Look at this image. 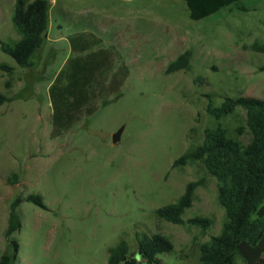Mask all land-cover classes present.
Segmentation results:
<instances>
[{
    "label": "rangeland",
    "instance_id": "1",
    "mask_svg": "<svg viewBox=\"0 0 264 264\" xmlns=\"http://www.w3.org/2000/svg\"><path fill=\"white\" fill-rule=\"evenodd\" d=\"M45 1L49 27L34 66L20 69L0 51V65L14 70L11 76L0 70V95L9 99L0 107V257L9 206L18 196L38 195L46 210L19 206L21 228L9 238L17 245L13 264H106L120 241L132 262L138 235L172 243L161 264H199V246L218 236L226 219L217 182L202 162L171 165L218 125L231 139L251 142L243 110L217 121L206 107L224 98L264 101V0H241L200 22L189 19L181 0ZM14 4L0 0V45L20 39L11 23ZM82 31L117 47L130 77L95 115L51 140L48 87L71 57L66 37ZM185 51L190 70L165 75ZM200 181L183 218L210 220L208 229L156 221L158 208Z\"/></svg>",
    "mask_w": 264,
    "mask_h": 264
},
{
    "label": "trees",
    "instance_id": "2",
    "mask_svg": "<svg viewBox=\"0 0 264 264\" xmlns=\"http://www.w3.org/2000/svg\"><path fill=\"white\" fill-rule=\"evenodd\" d=\"M192 22L206 20L236 6L241 0H181ZM11 23L20 39L1 44L2 54L10 57L20 69L32 68L33 56L46 41L49 27V4L45 0H15ZM66 41L71 53L53 82L48 87L51 108V140L58 139L77 124L95 115L101 102L118 95L130 77V69L120 50L104 46L101 37L82 31L70 34ZM192 55L185 51L168 64L165 75L187 72ZM0 70L11 76L13 69L0 65ZM203 83L197 78L195 83ZM9 87V84H6ZM9 99L0 95V107ZM237 109L246 115V127L251 142L243 145L231 139L218 125L206 129L200 146L190 148L171 165V169L202 162L207 174L217 182V201L225 213L221 233L199 246V264H264V101L251 97L224 98L219 106L208 101L206 112L219 121ZM203 182L189 183L175 204L158 208V223L173 226L197 227L203 232L211 225L207 219L184 220L186 210L192 207L197 188ZM46 210L42 198L18 196L9 206L5 238L7 241L0 264H13L17 245L9 238L21 228L18 209L21 203ZM136 257L145 264H161L159 257L168 255L174 247L161 235L136 236ZM106 264H123L129 248L120 241L109 249Z\"/></svg>",
    "mask_w": 264,
    "mask_h": 264
},
{
    "label": "water",
    "instance_id": "3",
    "mask_svg": "<svg viewBox=\"0 0 264 264\" xmlns=\"http://www.w3.org/2000/svg\"><path fill=\"white\" fill-rule=\"evenodd\" d=\"M121 133H122V129H120V130L117 131L114 135H112V139H111L112 144H116V143L119 142V140H120V136H121ZM136 258H137V260L140 259L139 256H137ZM124 264H128V263L126 262V263H124ZM131 264H135V263H131Z\"/></svg>",
    "mask_w": 264,
    "mask_h": 264
},
{
    "label": "crops",
    "instance_id": "4",
    "mask_svg": "<svg viewBox=\"0 0 264 264\" xmlns=\"http://www.w3.org/2000/svg\"><path fill=\"white\" fill-rule=\"evenodd\" d=\"M69 54H70V56H72L71 53H69ZM67 59H68V58H67Z\"/></svg>",
    "mask_w": 264,
    "mask_h": 264
},
{
    "label": "flooded vegetation",
    "instance_id": "5",
    "mask_svg": "<svg viewBox=\"0 0 264 264\" xmlns=\"http://www.w3.org/2000/svg\"><path fill=\"white\" fill-rule=\"evenodd\" d=\"M124 263H126V261H125ZM124 263H123V264H124Z\"/></svg>",
    "mask_w": 264,
    "mask_h": 264
}]
</instances>
